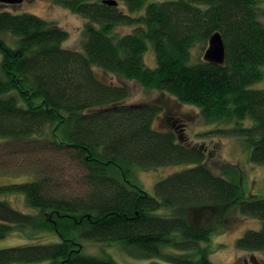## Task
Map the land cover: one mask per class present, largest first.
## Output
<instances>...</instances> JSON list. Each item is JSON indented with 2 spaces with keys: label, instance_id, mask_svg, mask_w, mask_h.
I'll return each instance as SVG.
<instances>
[{
  "label": "trees",
  "instance_id": "1",
  "mask_svg": "<svg viewBox=\"0 0 264 264\" xmlns=\"http://www.w3.org/2000/svg\"><path fill=\"white\" fill-rule=\"evenodd\" d=\"M51 1L86 19L81 49L64 47L65 29L19 11L13 6L18 4L0 8V155L27 158L35 172L0 185V192L22 193L36 209L25 214L0 200V239L30 230L56 233L60 240L0 248V264H121L84 253L69 236L75 229L93 241L120 242L155 255L164 245L195 248L196 263L185 253L170 258L178 264H212L201 243L209 241L211 222L229 205L259 221L236 246L264 250V196L240 201L239 184L212 170L202 149L171 126H154L157 104L125 103L128 86L94 71L98 67L168 93L197 107L205 121L230 122L228 129L211 132L240 137L250 160L264 164V87L252 86L264 81L259 0ZM120 24L132 30L120 34L115 30ZM217 30L224 63L193 61L192 48L206 44ZM148 43L153 66L143 59ZM65 162L80 169L82 193L62 192L55 170L56 163ZM172 164L188 166L157 181L154 194L134 181L135 167Z\"/></svg>",
  "mask_w": 264,
  "mask_h": 264
},
{
  "label": "rangeland",
  "instance_id": "2",
  "mask_svg": "<svg viewBox=\"0 0 264 264\" xmlns=\"http://www.w3.org/2000/svg\"><path fill=\"white\" fill-rule=\"evenodd\" d=\"M10 4L0 2V8H9ZM15 8L34 13L45 20L56 24L68 32V37L62 43L66 48L81 49L85 39L84 24L86 19L77 13H73L63 6L51 0H23ZM260 9H264V0H259ZM264 24V16H259ZM116 32L126 33L132 30L130 24H120L115 27ZM5 38L11 42V37L4 34ZM207 43H199L192 48V60L202 58ZM144 62L150 66L155 64L154 53L151 43H148L144 53ZM96 75L106 81L127 85L130 95L124 100L127 104L155 103L160 107L159 113L154 119V126L159 129L174 128L181 134L182 140L190 146H197L206 153V163L217 173H223L235 183L239 184V200H245L249 195L256 197L264 196V164L250 160V149L244 146L240 137L232 134L212 133L213 129H228L230 122L205 121L200 115L198 108L178 101L168 93L145 89L140 84L132 80H126L117 74L107 73L101 68L94 67ZM253 87H264V81H258ZM251 123L247 120L246 125ZM211 132L212 134H209ZM204 134V135H201ZM1 149V148H0ZM43 157V156H42ZM32 161L27 158H3L0 155V185L26 180L35 176ZM56 177H60L62 192L67 195L82 193L84 188L80 180V169L70 162L57 164ZM188 166L187 164H172L159 166L147 170L139 167L134 168L135 182L148 193L154 194V186L157 181L168 174ZM231 168L230 171L223 172L224 168ZM0 200L7 202L14 209L25 213L35 214L36 209L28 206L22 193L9 191L0 192ZM238 206V205H237ZM161 214H169V210L161 209ZM157 212V213H158ZM214 227L208 242H202L206 246L208 256L212 264H264V250L249 251L236 246V239L247 229H256L259 221L254 216L243 214L236 206H226L217 214ZM80 229L70 232L82 250L86 254L100 257H110L121 264H178L172 260V256L187 254L195 263L200 257V253L195 248L186 250L178 249L172 245L162 246V253L155 255L147 253L135 247L124 246L120 242L93 241L80 235ZM60 237L56 233L48 231H26L11 232L6 237L0 239V248L13 247L22 244L49 243L59 241ZM247 261V263L245 262ZM30 263V264H45ZM257 263V264H258ZM25 264V263H10Z\"/></svg>",
  "mask_w": 264,
  "mask_h": 264
},
{
  "label": "water",
  "instance_id": "3",
  "mask_svg": "<svg viewBox=\"0 0 264 264\" xmlns=\"http://www.w3.org/2000/svg\"><path fill=\"white\" fill-rule=\"evenodd\" d=\"M23 0H0L4 4H19ZM108 5H117L116 0H103ZM202 59L206 62L222 65L225 61V46L220 31H214L208 38Z\"/></svg>",
  "mask_w": 264,
  "mask_h": 264
},
{
  "label": "flooded vegetation",
  "instance_id": "4",
  "mask_svg": "<svg viewBox=\"0 0 264 264\" xmlns=\"http://www.w3.org/2000/svg\"><path fill=\"white\" fill-rule=\"evenodd\" d=\"M245 262L247 263V261H246V260H245ZM254 263H256V264H257L258 262L254 261ZM247 264H249V263H247ZM258 264H259V263H258Z\"/></svg>",
  "mask_w": 264,
  "mask_h": 264
}]
</instances>
